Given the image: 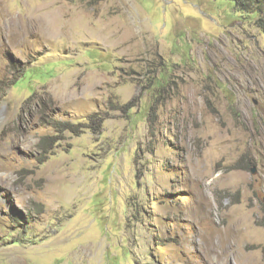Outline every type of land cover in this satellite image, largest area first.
Returning a JSON list of instances; mask_svg holds the SVG:
<instances>
[{"label":"rangeland","instance_id":"rangeland-1","mask_svg":"<svg viewBox=\"0 0 264 264\" xmlns=\"http://www.w3.org/2000/svg\"><path fill=\"white\" fill-rule=\"evenodd\" d=\"M243 2L0 0V264H264Z\"/></svg>","mask_w":264,"mask_h":264},{"label":"trees","instance_id":"trees-1","mask_svg":"<svg viewBox=\"0 0 264 264\" xmlns=\"http://www.w3.org/2000/svg\"><path fill=\"white\" fill-rule=\"evenodd\" d=\"M232 1L237 7H239L241 10H247L246 6H243L244 0H230ZM258 3V2H256ZM258 8L254 9L253 12L258 14V26L263 30L264 32V17L259 15V12L261 11L260 6H257ZM65 127V130H69L72 133H81L83 131L84 126L80 124H71V123H63L62 124ZM52 139L50 136H44L40 139V142L38 143V148L43 153L44 156L51 153V148L48 146L47 142L48 140ZM43 161V160H41Z\"/></svg>","mask_w":264,"mask_h":264},{"label":"water","instance_id":"water-1","mask_svg":"<svg viewBox=\"0 0 264 264\" xmlns=\"http://www.w3.org/2000/svg\"><path fill=\"white\" fill-rule=\"evenodd\" d=\"M252 172H253V173L255 172L254 168L252 169Z\"/></svg>","mask_w":264,"mask_h":264}]
</instances>
